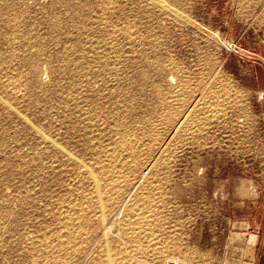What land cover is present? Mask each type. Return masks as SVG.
<instances>
[{
  "label": "rangeland",
  "instance_id": "374dc122",
  "mask_svg": "<svg viewBox=\"0 0 264 264\" xmlns=\"http://www.w3.org/2000/svg\"><path fill=\"white\" fill-rule=\"evenodd\" d=\"M0 264H264V0H0Z\"/></svg>",
  "mask_w": 264,
  "mask_h": 264
},
{
  "label": "bare ground",
  "instance_id": "6f19581e",
  "mask_svg": "<svg viewBox=\"0 0 264 264\" xmlns=\"http://www.w3.org/2000/svg\"><path fill=\"white\" fill-rule=\"evenodd\" d=\"M6 2V1H5ZM8 4V3H7ZM73 5V4H72ZM52 6V5H51ZM56 6V5H55ZM59 5H57V7H58ZM64 7V6H63ZM80 7V6H79ZM6 8H8V7H6ZM86 10V9H85ZM13 11V10H12ZM91 11V10H90ZM85 13V12H84ZM86 14V13H85ZM85 14H83V15H85ZM8 16V15H7ZM75 17V16H74ZM4 18V17H3ZM51 23V22H50ZM49 23V24H50ZM38 55V54H37ZM33 60V59H32ZM32 68V67H31ZM35 69V68H34ZM101 216H103L102 214H101ZM107 251V250H106Z\"/></svg>",
  "mask_w": 264,
  "mask_h": 264
}]
</instances>
